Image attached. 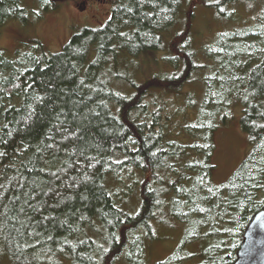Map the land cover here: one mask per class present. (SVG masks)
I'll return each instance as SVG.
<instances>
[{
    "label": "trees",
    "instance_id": "16d2710c",
    "mask_svg": "<svg viewBox=\"0 0 264 264\" xmlns=\"http://www.w3.org/2000/svg\"><path fill=\"white\" fill-rule=\"evenodd\" d=\"M25 1L0 0V26L25 20ZM192 1L114 0L102 27L83 28L58 52L36 40L13 57L0 48V264H147L153 224L167 219L183 233L158 264L234 262L264 209V12L203 46L211 63L201 78L206 66L187 44L163 55L169 76L137 83L126 70L165 48L163 33ZM197 1L221 13L254 0ZM34 2L56 9V0ZM188 82L169 129L146 99ZM234 103L251 148L215 184L213 136Z\"/></svg>",
    "mask_w": 264,
    "mask_h": 264
},
{
    "label": "rangeland",
    "instance_id": "374dc122",
    "mask_svg": "<svg viewBox=\"0 0 264 264\" xmlns=\"http://www.w3.org/2000/svg\"><path fill=\"white\" fill-rule=\"evenodd\" d=\"M113 3L114 0H56V9L43 12L34 0H26L29 16L25 20H7L0 26V48L6 55L13 57L17 50L30 47L36 40L42 43L49 53L58 52L72 35L83 28L102 27L110 17ZM181 9L175 28L163 33L165 48L159 52L144 53L137 59V67L126 69L137 83L154 77L169 76L173 68L163 55L178 53L176 47L183 48L185 44L194 52L195 62L206 66L197 72L200 78L203 77L211 63L202 53L203 46L211 43L219 33L255 26L264 12V0L228 3L221 13L197 0L186 2ZM173 44L177 45L175 49H172ZM190 82L181 86L177 93L170 92L171 94L167 95L165 91L158 90L153 91L146 99L150 109L162 108L161 122L167 124L169 129H172L179 119H167V116L173 114L176 106L186 105L194 86ZM196 85L195 89L199 90V93L202 92L201 86ZM241 114V106L238 103L232 104L227 123H222L214 132L215 147L211 162L212 180L215 184L227 180L250 151L248 135L240 124ZM184 119L182 115L180 120ZM128 183L130 181L125 178V184ZM166 221L153 224V238L149 239L146 245L147 264H158L171 255L180 242L183 227L178 222H169L168 219ZM200 247L202 246L193 244L189 251L199 252ZM118 263L123 264L121 258Z\"/></svg>",
    "mask_w": 264,
    "mask_h": 264
},
{
    "label": "water",
    "instance_id": "95a60500",
    "mask_svg": "<svg viewBox=\"0 0 264 264\" xmlns=\"http://www.w3.org/2000/svg\"><path fill=\"white\" fill-rule=\"evenodd\" d=\"M232 264H264V209L251 217Z\"/></svg>",
    "mask_w": 264,
    "mask_h": 264
},
{
    "label": "snow or ice",
    "instance_id": "6c2138e0",
    "mask_svg": "<svg viewBox=\"0 0 264 264\" xmlns=\"http://www.w3.org/2000/svg\"><path fill=\"white\" fill-rule=\"evenodd\" d=\"M50 2V0H44V3L45 4H47V3H49Z\"/></svg>",
    "mask_w": 264,
    "mask_h": 264
}]
</instances>
